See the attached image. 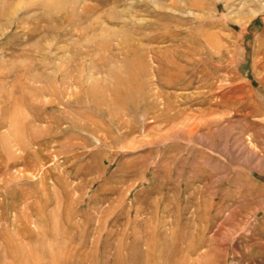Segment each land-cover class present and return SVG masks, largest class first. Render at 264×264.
<instances>
[{"label": "rangeland", "instance_id": "obj_1", "mask_svg": "<svg viewBox=\"0 0 264 264\" xmlns=\"http://www.w3.org/2000/svg\"><path fill=\"white\" fill-rule=\"evenodd\" d=\"M0 264H264V0H0Z\"/></svg>", "mask_w": 264, "mask_h": 264}]
</instances>
